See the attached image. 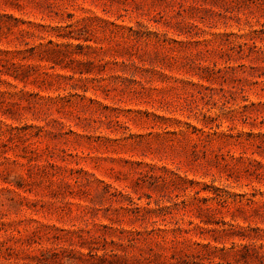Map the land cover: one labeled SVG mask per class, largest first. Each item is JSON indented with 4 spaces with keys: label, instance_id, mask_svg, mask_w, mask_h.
<instances>
[{
    "label": "rangeland",
    "instance_id": "374dc122",
    "mask_svg": "<svg viewBox=\"0 0 264 264\" xmlns=\"http://www.w3.org/2000/svg\"><path fill=\"white\" fill-rule=\"evenodd\" d=\"M0 264H264V0H0Z\"/></svg>",
    "mask_w": 264,
    "mask_h": 264
}]
</instances>
